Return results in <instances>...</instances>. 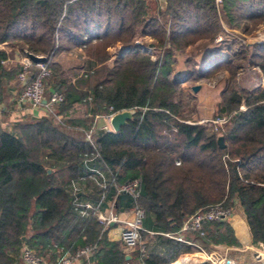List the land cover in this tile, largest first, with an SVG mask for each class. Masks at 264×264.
Listing matches in <instances>:
<instances>
[{"label":"trees","instance_id":"1","mask_svg":"<svg viewBox=\"0 0 264 264\" xmlns=\"http://www.w3.org/2000/svg\"><path fill=\"white\" fill-rule=\"evenodd\" d=\"M156 9L149 14L147 0H0V43L46 55V96L53 90L64 96L54 113L26 116L10 128L3 124L18 68L3 64L8 53L0 48V264H20L24 246L53 261L91 245L93 264H172L197 248L176 236L204 249L238 246L228 219L204 223L203 235L181 231L197 209L221 201L232 206L235 199L251 244L264 245V42L223 40L210 66L189 72L200 78L217 68L229 73L216 114L226 120L217 129L212 121L191 119L197 97L173 67L175 52L198 40L214 41L221 18L242 35L263 24L264 0H167L165 9ZM144 36L152 38V51L135 41ZM117 43L123 51L111 59L109 48ZM234 43L241 47L231 51ZM76 47L83 51L79 64L66 68L54 61ZM247 55L263 81L248 89L236 79ZM79 106L91 117L136 112L117 131L96 130L93 147L74 129L91 123L72 115ZM59 114L63 118L56 119ZM94 151L92 164L112 181L141 179L136 201L145 212L143 230L130 252L108 238L109 226L93 212L81 215L76 207L89 201L104 209L113 201L119 211L133 203L128 193H117L113 185L100 188L88 177L83 160Z\"/></svg>","mask_w":264,"mask_h":264},{"label":"built area","instance_id":"2","mask_svg":"<svg viewBox=\"0 0 264 264\" xmlns=\"http://www.w3.org/2000/svg\"><path fill=\"white\" fill-rule=\"evenodd\" d=\"M66 1L72 2L75 0ZM50 72L51 69L48 65V57L44 62H34L25 54L17 73V80L21 84V90L17 94V101L20 103H27L32 107H44L47 112L54 113L57 104L63 100L64 96L61 92L56 90L51 91L48 96H45L44 80ZM240 107L242 108L244 106L241 105ZM115 112L117 111L109 110L108 112L96 115V117H102L104 119L103 123L99 126L93 123L84 130L85 139L90 142L93 147L95 146L94 132L97 129L105 131L112 130L110 119ZM225 120V116H216L211 121L214 123L215 129H217V126L221 125ZM96 156L97 153L94 151L93 153L86 155L83 160L84 165L90 171L88 177L100 188H106L109 185H113L117 193H128L133 198V203L123 214L115 211L113 201H108L107 206L104 209H98V206H94L89 201L76 203V207L81 215H88L89 212H93L97 219L106 226V228L112 223L118 224L120 226L119 240L122 241L126 247V251L130 252L134 250L139 243L140 231L143 230L142 222L145 212L144 208L136 201L140 192L141 179L137 177L120 183L112 181V178L105 170L92 164V160ZM177 163H179V161H177ZM71 184L73 191L80 189V185L77 181L73 180ZM231 214L232 207L225 204L223 201L210 204L193 212L182 224L181 231L192 230L203 235L204 223L227 219ZM175 238L179 241L192 244L191 242L185 241L180 236H176ZM195 247L200 249V251L206 255V259L211 258V256L207 255L199 245H195ZM92 250L93 246L88 245L79 248L74 252L64 251L53 261H49L45 257L36 254L29 247L24 246L21 250L20 261L21 264H75L77 262L82 264L83 261L85 262L84 264H93L89 260ZM220 262L222 264H234V261L230 259H223Z\"/></svg>","mask_w":264,"mask_h":264},{"label":"rangeland","instance_id":"3","mask_svg":"<svg viewBox=\"0 0 264 264\" xmlns=\"http://www.w3.org/2000/svg\"><path fill=\"white\" fill-rule=\"evenodd\" d=\"M147 1L149 5V14H157V6L164 9L160 6L159 0ZM220 22L221 30L216 38H214L213 42L198 40L194 44L187 46L184 50L175 52L177 61L173 67L179 73L182 86L186 89L188 86H191V84H199V88L196 91H190L197 97L196 104L191 111V119H195L199 123L211 121L216 117V114L218 113L219 93L222 87H224L229 73L226 69L217 68L211 71L209 76L200 78L197 77V75H189V72L195 70L196 68L200 70L210 66L214 62V58L217 57V55L213 56V50L217 47H221L223 45V40H231L235 37L238 38L237 41L245 44L252 42H264V23L258 25L250 33L242 35L238 30L230 29L222 18ZM135 41H138V43L146 50H153V40L150 36L139 37ZM122 46L123 45L121 43H117L112 46L114 56L121 54L123 51ZM240 47L241 45L239 43H234L231 46V51L238 50ZM186 58H189L188 64L185 61ZM249 59L248 55L244 59H241V67H239L236 72V79L239 81L238 83L247 89L259 83L263 85L258 67L253 65ZM79 109L81 110L82 107ZM1 117L2 115H0V118ZM3 119L4 121H7L8 118L4 117ZM223 127L226 126L224 125ZM231 207L232 214L227 219L231 223V217L234 216L236 218L234 219L235 221H233L234 224L231 223V225L234 229L235 237L239 241V245H217L209 246L204 249L202 243L197 241L196 245H199L207 255L211 256V258L206 259V255L200 251V249L194 248L192 252L185 255L183 254L184 256L181 255L182 257L179 256V258H181L178 259V263L182 262L184 264L186 259L192 258L202 259V261L210 264H222L220 261L223 259H230L234 261V264H264V245L251 244L250 234L243 209L236 201H234Z\"/></svg>","mask_w":264,"mask_h":264},{"label":"crops","instance_id":"4","mask_svg":"<svg viewBox=\"0 0 264 264\" xmlns=\"http://www.w3.org/2000/svg\"><path fill=\"white\" fill-rule=\"evenodd\" d=\"M118 46H119V44H118ZM0 48L6 50V52L8 53V56L4 60L3 64L6 67H8V68L17 67L18 70H19L20 64H21V61H22V59H23V57L25 55V52H24V54H22L20 49H19V47L17 45H12V44H10L8 42L0 43ZM112 48H113L112 46L109 48V50L111 52V55H112L111 59L114 57V53L112 52ZM82 58H83L82 49L80 47H76V48H74V49H72V50H70L68 52H65V53H62V54L54 56V61H57L63 67L68 68V67H71L73 65H76V64H79L80 62H82L81 61ZM20 89H21V84L17 80V77H16V79L13 81L12 85H10L9 88H8V93L11 94L10 101L8 102V105H9L10 109H8V108L5 109L6 112H7L5 117L8 118V119H7V121L3 120V124H8L9 128L11 127L13 122H15L16 120H19V119H23L26 116H41V115L47 113V111L45 110L44 107H32V106H30L27 103L18 102L17 101V94H18V91ZM80 107L81 106L76 107V110L74 109V111L72 112V115L80 116V117H90L91 118V123L88 126H90L93 123H95L96 125L99 126V125H101L103 123L104 119L102 117H96V115H98V114H95L93 117H91L92 116L91 112H86V111H83L82 109L80 110L79 109ZM3 108L4 107L2 106L1 109H3ZM1 109H0V115H2ZM60 118H63L62 114H59V115L56 116V119H60ZM74 129H76V130L82 132V134H84V130L85 129L82 126L75 125ZM235 201L238 202L237 199H235ZM238 205L240 206L239 202H238ZM125 210L126 209L119 210L118 212L120 214H123ZM233 217H231V219H230V221H232L231 223H233V221H235L234 219H236L235 217L234 218ZM119 233H120V226L118 224H112V225L109 226L108 238L110 240H119ZM149 233L152 234V232H149ZM191 243H192L191 245H193V246L196 245L193 242H191ZM186 254H188V253H186ZM177 261L178 260L174 261L173 263H175V264H183L182 262L178 263ZM75 264H80V262H77Z\"/></svg>","mask_w":264,"mask_h":264},{"label":"water","instance_id":"5","mask_svg":"<svg viewBox=\"0 0 264 264\" xmlns=\"http://www.w3.org/2000/svg\"><path fill=\"white\" fill-rule=\"evenodd\" d=\"M37 1L43 2L44 0H37ZM159 2H160V6L165 9L167 0H159ZM24 52L26 56L29 57L34 62H44L47 59V57L43 54H36L28 50H24ZM198 88H199V84L192 85V90L196 91ZM44 102H45V99H44ZM135 112H136L135 108H127V109H122V110L115 112L110 119L112 130L113 131L119 130V128L122 125H124L129 119L133 118V115L135 114ZM217 141H218V145L220 148H223L225 146L222 135H219L217 137ZM125 258L129 259L130 255H126ZM203 263L204 261H200L197 263H189V264H203Z\"/></svg>","mask_w":264,"mask_h":264},{"label":"bare ground","instance_id":"6","mask_svg":"<svg viewBox=\"0 0 264 264\" xmlns=\"http://www.w3.org/2000/svg\"><path fill=\"white\" fill-rule=\"evenodd\" d=\"M205 259V258H203ZM202 261V259H192V258H188L185 260L184 264H189V263H197V262H200Z\"/></svg>","mask_w":264,"mask_h":264}]
</instances>
